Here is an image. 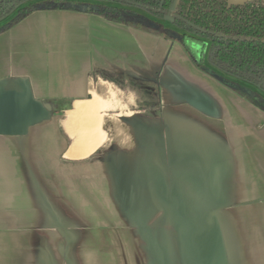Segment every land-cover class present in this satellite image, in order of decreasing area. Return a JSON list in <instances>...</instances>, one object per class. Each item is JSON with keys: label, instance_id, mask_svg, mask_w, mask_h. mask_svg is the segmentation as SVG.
Returning a JSON list of instances; mask_svg holds the SVG:
<instances>
[{"label": "crops", "instance_id": "1", "mask_svg": "<svg viewBox=\"0 0 264 264\" xmlns=\"http://www.w3.org/2000/svg\"><path fill=\"white\" fill-rule=\"evenodd\" d=\"M18 78L57 107L24 135H0V264H182L183 254L264 264V111L179 44L93 13L38 9L0 32V80ZM82 110L105 134L88 156L66 131L85 126L70 122ZM151 120L158 142L141 129ZM149 148L160 152L140 153ZM75 162L94 170L72 177ZM166 199L191 213V232L173 224Z\"/></svg>", "mask_w": 264, "mask_h": 264}, {"label": "trees", "instance_id": "2", "mask_svg": "<svg viewBox=\"0 0 264 264\" xmlns=\"http://www.w3.org/2000/svg\"><path fill=\"white\" fill-rule=\"evenodd\" d=\"M38 9L93 13L154 34L164 31L167 36L173 30L163 28L142 12L158 19L169 15L195 65L212 75L221 72L257 84L261 93L244 88L237 80L221 78L264 111V0L243 5L231 0H0V21L12 15L0 32Z\"/></svg>", "mask_w": 264, "mask_h": 264}, {"label": "water", "instance_id": "3", "mask_svg": "<svg viewBox=\"0 0 264 264\" xmlns=\"http://www.w3.org/2000/svg\"><path fill=\"white\" fill-rule=\"evenodd\" d=\"M231 1L233 4L240 5L253 0ZM56 107L57 105L54 103H45L36 99L31 91L29 81L25 78H18L11 81L0 80V135H24L33 125L49 119ZM141 129L158 142L159 131L155 120H151L149 124L143 125ZM156 152H160V149L149 148L147 150H142L140 153L149 155ZM166 202L167 204L164 211L174 219L173 224L177 226L184 235L191 232L188 225L191 220V213L184 212L188 210L176 209L167 199ZM213 206L215 209L218 208L216 204ZM149 241L151 244H155L153 238H150ZM193 242L195 247H198L197 241L193 240ZM189 245H191V243ZM182 257V264H197L196 261L199 258L201 264V255L183 254Z\"/></svg>", "mask_w": 264, "mask_h": 264}, {"label": "bare ground", "instance_id": "4", "mask_svg": "<svg viewBox=\"0 0 264 264\" xmlns=\"http://www.w3.org/2000/svg\"><path fill=\"white\" fill-rule=\"evenodd\" d=\"M88 103H82L79 105L81 108H86ZM83 111V112H82ZM82 111H76L70 114V122L72 118L81 119L85 121V126L81 128L79 132H76V127L66 124V131L70 133V137L72 138L73 146H77L78 148L85 147V152L90 154L91 151L97 145H101L105 139V134L101 130L100 126L95 124V120L92 115L87 114ZM83 129V130H82Z\"/></svg>", "mask_w": 264, "mask_h": 264}, {"label": "flooded vegetation", "instance_id": "5", "mask_svg": "<svg viewBox=\"0 0 264 264\" xmlns=\"http://www.w3.org/2000/svg\"><path fill=\"white\" fill-rule=\"evenodd\" d=\"M254 1V0H253ZM251 2V1H250ZM246 3H248V2H246ZM245 4V3H244ZM240 5H243V4H240ZM144 15H146V16H148L152 21H154V22H156V23H158V24H162V26H163V28H167V29H171V30H173V32L172 33H170V36H167L166 34V36L164 35V31L162 32V34H155V35H160V36H162L163 38H165V39H167V40H171V41H175L177 44H179L180 46H181V48L183 49V51L185 52V54L187 55V57L189 58V60H190V62L193 64V66L195 67V68H197L199 71H201V72H203V73H205V74H207V75H209L210 77H212V78H214V79H216L217 81H219L220 83H222L223 85H225L226 87H228L226 84H224V82L221 80V78H223V76L224 77H226V78H231V79H233V80H237V82L241 85V86H243L244 88H246V89H249V90H251V91H257V92H260L261 93V91H260V88H259V86L256 84V85H254V84H251V83H248V82H246V81H243V80H238V79H236V78H234V77H232V76H229V75H226V74H223V73H221V72H219L220 74L219 75H212V74H210V73H208V72H206L205 70H203V69H201V68H199L198 66H196L195 65V63L192 61V59L189 57V55H188V53L185 51V49H184V47H183V45L180 43V39H179V33H181V31L179 30V29H177L174 25H172L171 24V19H170V17H169V15H165L162 19H158V18H155V17H152V16H150L149 14H147L146 12H142ZM167 19H169V20H167ZM148 33H150V34H154V33H151V32H148ZM138 86L140 87V88H142L146 93H151V95H157V91H158V89H157V87L154 85V84H152V85H150V84H141V83H139L138 84ZM229 88V87H228ZM229 89H231V88H229ZM232 90V89H231ZM233 91V90H232ZM244 98V97H243ZM244 99H246V98H244ZM247 100V99H246ZM247 101H249V100H247ZM250 102V101H249ZM251 103V102H250ZM253 104V103H252ZM254 105V104H253ZM150 109H154V108H156L154 105H152L151 107H149Z\"/></svg>", "mask_w": 264, "mask_h": 264}, {"label": "rangeland", "instance_id": "6", "mask_svg": "<svg viewBox=\"0 0 264 264\" xmlns=\"http://www.w3.org/2000/svg\"><path fill=\"white\" fill-rule=\"evenodd\" d=\"M12 17V15H10V16H8V17H6V18H4V19H2L1 21H0V27H2L10 18ZM167 20H169V19H167ZM115 77V79H117V80H119V81H122V82H124V83H128L129 85H138L139 84V80H137L136 78H120L118 75H114ZM77 128V127H76ZM83 130V129H82ZM76 132H78V129H76ZM87 167V168H86ZM91 168V171H93L94 170V167H93V165H87V164H85L84 165V163H82V165H80V164H78V163H70V174H71V176L73 177V176H76L77 175V173H78V171H86V170H88V169H90ZM50 169V168H49ZM50 171H51V169H50ZM76 180V179H75ZM87 201H88V203H89V201H90V198H88L87 197ZM88 203H87V206H89L88 205ZM89 204H91V203H89ZM90 208H88V207H85V212L86 211H90L92 214H95V212L96 211H94L92 208V210H89ZM89 213V212H88ZM110 212L108 211V214H109ZM97 217V216H96ZM97 219V218H96ZM101 221L99 220L98 221V223H95V225H94V230H95V232L97 231H99L100 233H102V232H104L103 230H101L100 228H103L102 227V225L104 226V224H103V222H101L102 224H99ZM99 224V225H98ZM118 224H119V222H118ZM118 224H115V225H117L118 226ZM116 226V227H117ZM120 226V225H119ZM120 228H121V226H120ZM96 232V233H97ZM122 232L124 233V229H122ZM110 238H112V239H110ZM109 239H110V244L111 245H113V246H115V252H116V254H117V252H118V250L116 249V246H117V243H116V240H115V237H114V235L113 236H111V233L109 234ZM121 241H123V243H125L126 242V240L124 239V235L122 234L121 235ZM126 245H127V243H125ZM110 245V246H111ZM118 255V254H117Z\"/></svg>", "mask_w": 264, "mask_h": 264}]
</instances>
